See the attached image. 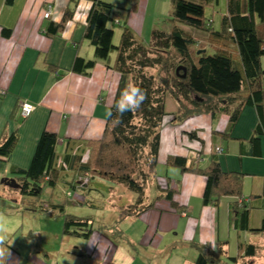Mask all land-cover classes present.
<instances>
[{
    "label": "trees",
    "instance_id": "trees-1",
    "mask_svg": "<svg viewBox=\"0 0 264 264\" xmlns=\"http://www.w3.org/2000/svg\"><path fill=\"white\" fill-rule=\"evenodd\" d=\"M16 1L5 0V3L12 7ZM88 1L91 9L84 27V38L94 48L95 56L85 59L77 53L71 72L90 76L96 64L102 61L108 69L121 75L111 116L102 138L69 141L64 153L58 152L57 134L44 131L29 168L10 167L12 178L20 185L22 197L41 199L45 189L50 188L53 194L57 190L64 191L63 195L70 199L78 193L80 198L74 202L75 206L95 209L98 206L88 200L96 201L91 191L96 187L95 190L103 195L104 192L113 193L112 187L103 186L109 183L136 196L132 203L119 208L120 222L138 218L154 209V203L148 202L146 189L149 182L157 179L161 133L169 116L168 98L177 102V116L181 120L203 113L215 115L223 109L229 113L232 126L239 121L246 107L254 108L258 125L246 144L254 150L252 155L262 156L264 0H226V12L218 30L213 28L214 19L206 16V10L214 8L218 0H171L172 10L168 15L171 29L159 30L156 28L159 23L154 26L150 45L136 38L126 26L116 45L112 23L118 7L104 0ZM126 1L130 4V13L138 10L139 0ZM74 15V10L69 9L62 21L51 22L44 34L51 38L61 36L67 24L74 20ZM12 34L11 28L2 27L4 38L10 39ZM112 54H116V58L110 63ZM48 69L56 71L51 66ZM185 74L186 78L183 77ZM128 85L144 89L147 99L137 111L124 113L121 123L115 124L119 116L115 105ZM196 137L197 134H190V138ZM19 141V129H16L0 144V160L8 162ZM187 163V159L178 157L174 165L184 174L205 178L203 206L217 207L223 198H233L231 223L238 235L243 232L264 233V220L259 228L251 225L250 199L243 196V174L224 172L216 159L205 167L197 163L188 166ZM157 186V199H168L175 211L185 212V208L174 200L175 190ZM51 201L50 209L40 208L64 216V236L92 238L95 231L93 217L66 214V206ZM122 234L117 233L119 238L124 237ZM118 240L125 242V239ZM4 245L10 246V240ZM225 246L223 241H218L216 247L211 243H197L200 253L194 264H221L224 255L225 264H239L256 256L254 244L239 242L237 256H229ZM73 254L90 257L83 247L75 248Z\"/></svg>",
    "mask_w": 264,
    "mask_h": 264
},
{
    "label": "crops",
    "instance_id": "crops-1",
    "mask_svg": "<svg viewBox=\"0 0 264 264\" xmlns=\"http://www.w3.org/2000/svg\"><path fill=\"white\" fill-rule=\"evenodd\" d=\"M104 1L113 2L118 7L112 25L120 30L115 32L114 40L120 42L123 24L129 25L136 33L129 22L132 15L128 11L130 4L126 0ZM49 6L52 16L46 19L44 12ZM69 9L75 12L74 20L67 24L63 34L54 38L45 35L47 26L51 22H61ZM90 9L88 0H17L12 7H8L5 0H0V144L16 129H19L20 135L11 159L8 162L0 160V185L4 186L0 191V205H6L3 197L18 198L20 191L11 188L18 193L8 195V187L1 181L12 178L11 166L29 168L44 131L57 134L60 153L66 151L69 141L103 137L121 75L108 69L102 61L96 64L90 76L71 72L77 53L85 59L95 56L94 48L84 38ZM156 10L157 5L154 12ZM135 14L138 16V12ZM3 26L13 30L10 39L3 37ZM115 58L116 54H112L110 63ZM49 66L56 71L49 70ZM22 101H29L36 107L27 119L20 115ZM178 108L176 101L168 99L169 116L161 133L157 179L149 182L146 189L147 196H152L148 202H153L155 207L138 218L129 219V223H126L128 219L121 222L130 229L129 232L125 229V242L116 239L113 230H104V234H97L93 241L95 253H89L87 247L89 258L76 257L69 251L68 254H73L70 256L72 259L61 262L59 257L48 251H45L46 258L42 257V249L33 264H81L79 261L82 264H103V260L107 259L110 264H134L135 261L160 264L155 259L165 252L158 250L162 243L166 241V248L171 250L184 237L190 239L195 248L197 243H211L216 247L218 241H223L228 245L225 250L229 252L234 244L237 254L239 242L254 244L257 247L256 256L239 264H264V233L243 232L238 235L232 226L230 206L235 200L223 198L217 207L203 206L205 178L184 174L174 165L178 157L187 159L188 166L197 163L202 167L216 159L224 172L243 174V196L250 199L251 225L259 228L264 220V136L260 137L261 157L252 155L254 150L246 144L258 125L256 110L246 107L239 121L232 126L229 113L223 109L215 115L203 113L181 120L177 116ZM191 133L197 134V137L190 138ZM217 147L223 149L222 154L216 152ZM157 185L162 189L169 187L175 190L174 200L185 208V212L175 211L168 199H157ZM120 189L128 197L122 201L117 196L119 203L115 214H119V208L130 204L133 198L127 195V190ZM111 190L117 192L118 189ZM199 208L197 216L195 211ZM161 231L165 233V238L159 236L157 239ZM9 240V247L17 250L11 238ZM96 253L99 254L97 258L94 257ZM222 258L226 259L225 255ZM15 263L16 259L10 254L5 264Z\"/></svg>",
    "mask_w": 264,
    "mask_h": 264
},
{
    "label": "rangeland",
    "instance_id": "rangeland-1",
    "mask_svg": "<svg viewBox=\"0 0 264 264\" xmlns=\"http://www.w3.org/2000/svg\"><path fill=\"white\" fill-rule=\"evenodd\" d=\"M138 4V10L131 12L132 15L130 16L129 22L132 26H134L133 29L136 31V33L134 32L136 38L144 42L146 45H150L154 26L159 23L156 27L159 30L171 29L172 22L168 20V15L172 10L171 0H139ZM156 5L157 10L154 12V7ZM226 8V0H218V3L214 5V8L209 7L206 10V16L208 18L214 19V29L218 30L221 27L222 16L225 14ZM136 12H138V16L135 14ZM141 23H143V25H141ZM124 25L130 28L129 25L123 24V26ZM113 28L116 33H118L120 30L117 26H113ZM114 43L117 45L119 42L114 40ZM168 99L170 100V98ZM176 184L177 181L174 182L173 186ZM103 186L104 188L112 187V189L118 190L117 192L113 191V193L104 192L103 195L102 192L96 191V187H94V189L91 191V195L96 201L91 198H88V200H92L93 203L98 206V208L95 209L75 206L74 202L80 198L78 193H75L70 199L63 195L64 191L62 192L57 190L56 193L53 194L50 188H46L41 199H36L27 197L24 198L21 196V194L14 192V190L11 188H6V193L8 195L11 193H18L19 195L18 198L14 196L8 198L3 197L2 200L6 205H0V230H2L4 235H6V240L11 238L13 246L18 251L14 250L13 247L5 245L3 246L7 248L10 254L16 259L15 264H33L34 260L37 259V256L40 254H38V252L42 249L44 250L41 253L42 257L46 258L45 251H48L51 252L55 257H59L61 262L72 259L70 256H73V254L70 255L68 252L70 251V253H73L74 249L79 246H83L85 249L89 247V253L94 254L95 244L93 241L97 238V234L103 235L105 231L109 232L110 229L114 231L116 239H126L125 229L128 232L130 229L119 221V214H115V212L118 211L117 204L119 201H116L117 196L119 199H122V201L126 200L128 196L123 194L119 186L109 183H105ZM3 187L4 186L0 185V191L4 189ZM127 195H132V201L136 199V196L130 192H127ZM148 197V200L151 201L150 198L152 196ZM49 200H52V204L59 203L66 206V214L93 217L94 219L92 220L95 231L92 238L86 240L64 236V216L59 212L47 213L43 210V208H40L44 207L46 209L48 207V209H50L48 206ZM30 204L32 207H30ZM195 212L198 216L200 213V208ZM129 219L131 218H128L126 223H129ZM121 231L124 237L119 238L117 233ZM159 236L165 238V233L163 231L158 233L157 239ZM179 243L180 244L178 246L176 245L173 249L168 250V248H166L168 243L164 241L158 250H164L165 252L161 255H158L155 260L160 262V264L193 263L200 253L199 249L195 248L193 242L187 237H184V239L179 241ZM225 248L227 249V247ZM143 251L146 252L145 250ZM228 255L237 256V251L234 249V244H232ZM98 256L99 254L96 253L94 257L97 258ZM222 260L226 262V259L222 258ZM6 261H8V258ZM79 263L82 264L83 262L79 261ZM102 263L110 264V260H103ZM90 264L93 263L91 262ZM134 264L142 263L135 261Z\"/></svg>",
    "mask_w": 264,
    "mask_h": 264
},
{
    "label": "clouds",
    "instance_id": "clouds-1",
    "mask_svg": "<svg viewBox=\"0 0 264 264\" xmlns=\"http://www.w3.org/2000/svg\"><path fill=\"white\" fill-rule=\"evenodd\" d=\"M145 99H147V94L144 89L135 85H128L121 93L120 99L115 105L119 116L116 118L114 123H121L120 118L124 115V113L137 111ZM109 116H111V113H109ZM6 238V235H4L2 230H0V264H5V261L10 256L8 249L3 246Z\"/></svg>",
    "mask_w": 264,
    "mask_h": 264
},
{
    "label": "built area",
    "instance_id": "built-area-1",
    "mask_svg": "<svg viewBox=\"0 0 264 264\" xmlns=\"http://www.w3.org/2000/svg\"><path fill=\"white\" fill-rule=\"evenodd\" d=\"M51 16H52V8L51 6H49L48 9L44 12V17L46 19H50ZM19 109H20L21 117L27 119L35 112L36 107L29 101H22L20 103ZM216 152L222 154L223 149L221 147H217Z\"/></svg>",
    "mask_w": 264,
    "mask_h": 264
},
{
    "label": "water",
    "instance_id": "water-1",
    "mask_svg": "<svg viewBox=\"0 0 264 264\" xmlns=\"http://www.w3.org/2000/svg\"><path fill=\"white\" fill-rule=\"evenodd\" d=\"M180 69H178L177 72H179ZM184 78H186V74L183 75ZM1 183L7 187H10L12 189H20V185L17 183V181L14 178H3Z\"/></svg>",
    "mask_w": 264,
    "mask_h": 264
}]
</instances>
